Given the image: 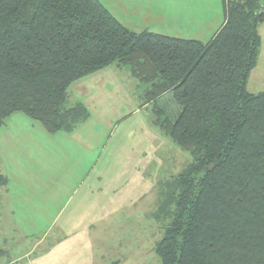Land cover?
<instances>
[{
    "label": "trees",
    "instance_id": "obj_1",
    "mask_svg": "<svg viewBox=\"0 0 264 264\" xmlns=\"http://www.w3.org/2000/svg\"><path fill=\"white\" fill-rule=\"evenodd\" d=\"M263 4L223 0L224 23L203 43L131 32L97 0H0V126L19 113L72 132L89 113L68 105L70 86L128 67L153 127L191 159L158 208L160 264H264V92L247 91ZM167 94L175 119L156 107Z\"/></svg>",
    "mask_w": 264,
    "mask_h": 264
},
{
    "label": "crops",
    "instance_id": "obj_2",
    "mask_svg": "<svg viewBox=\"0 0 264 264\" xmlns=\"http://www.w3.org/2000/svg\"><path fill=\"white\" fill-rule=\"evenodd\" d=\"M97 1L134 33L148 31L206 43L224 23L223 0ZM120 70L111 66L70 86L68 105L81 104L89 113L72 132L49 134L39 123L19 113L11 115L0 126V172L6 179L1 202L3 218L26 237L41 230L37 243L43 242L53 228L57 229L59 238L53 244L55 247L46 248L55 250L42 259V264H76L78 261L91 264L108 258L104 254L109 249L104 245L108 243L106 239L110 238V233L112 235L111 229L122 227L113 223L119 221L113 220L115 213L135 210L144 200V192L126 191L129 182L125 181V175L122 177L119 172L113 178L105 175L107 165L112 162L110 154L125 148L119 143L110 145V135L113 129H118L119 122L128 120L137 111L136 106L130 109L132 112L122 111V106H127L132 95L140 100L138 109L153 105L138 96L139 83L130 73H123L124 82L120 81ZM107 109L109 114L111 109L116 117L123 118L113 124ZM95 115L98 120L94 121ZM152 126L151 129L156 130ZM129 138L130 133L121 144ZM159 148L156 145V155ZM128 158L132 167L135 165V173H138L137 165L143 174V158L141 161V157L135 155L123 159ZM140 179L144 180V175ZM114 194L118 196L112 200ZM128 194L132 206L121 198ZM122 201L127 204L122 205ZM93 244L98 245L94 253L85 251L92 250Z\"/></svg>",
    "mask_w": 264,
    "mask_h": 264
},
{
    "label": "rangeland",
    "instance_id": "obj_3",
    "mask_svg": "<svg viewBox=\"0 0 264 264\" xmlns=\"http://www.w3.org/2000/svg\"><path fill=\"white\" fill-rule=\"evenodd\" d=\"M259 36L261 45L257 64L247 81V91L251 94L264 92V23L259 27ZM125 72L130 73L128 67L121 68L118 74L121 82H124L123 73ZM138 85V96L140 97L147 86L140 83ZM108 87H111V85H108ZM139 102V98L132 95L129 96L127 106H122V109L124 108L122 111L129 110V112H132L130 109L133 106L137 107V111L128 120L119 122L116 131L113 129V133L110 135L112 139L110 145L119 143L120 146H125V148L114 155L110 154L112 162L107 165L105 175L112 178L118 172L122 177L125 175V181L128 180L129 182L126 191L131 194L133 191H136V193L144 192V200L135 207V210L115 213L113 220L119 221H113V223L122 224V227L111 229L112 235L110 233V238L106 239L108 243L104 245L109 249H106L107 251L105 250L104 254L108 258L100 261L96 260L91 264H160L154 249L163 235L168 220L159 215L158 208L164 194L167 192L168 182L178 176L191 161L188 154L177 148L162 134L159 136L157 129L154 131L151 129L150 126L154 121V107L151 105L147 109H138L140 108ZM156 107L171 119H175L180 113V107L173 102L170 94L158 100ZM107 115L111 121L114 120L113 124L123 118V116L116 117L111 109L110 114L109 109H107ZM93 117L94 121L98 120V115ZM128 133L131 134V139L129 138L128 142L124 141L121 144L127 138ZM157 139H159V142ZM156 145L160 147L159 155L155 153L157 150ZM135 155L140 156L141 161L142 155L144 156L143 174L142 169L137 165L138 173H135V165L132 167L129 158L123 159ZM0 175H2L1 172ZM142 175H144V180L141 181ZM4 186H0V264H31L30 261H34L32 264H42L44 262L42 259L55 250L54 248H46L55 244L56 239L59 238L56 235L57 229L53 228L49 236L41 243H37L42 236L41 230H38L37 234L31 237L23 236L18 229L14 230L13 227L8 225L9 222L7 223V220L3 218L4 211L1 202L3 201ZM132 188L134 190H131ZM121 191H125L124 188H121ZM116 196L118 195L114 194L112 200ZM130 196V194L126 197L121 195V198L129 202L131 200ZM124 201H122V205L127 204ZM130 204L132 203L129 202ZM90 248L92 250L85 251L94 253L95 248L98 249V245L93 244ZM76 264L82 263L78 261Z\"/></svg>",
    "mask_w": 264,
    "mask_h": 264
}]
</instances>
